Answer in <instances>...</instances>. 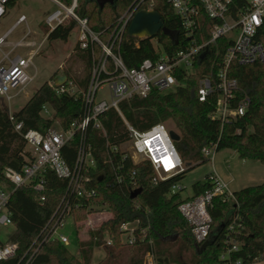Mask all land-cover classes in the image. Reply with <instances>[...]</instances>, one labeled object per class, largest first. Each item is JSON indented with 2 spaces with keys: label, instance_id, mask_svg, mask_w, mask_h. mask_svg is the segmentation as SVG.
<instances>
[{
  "label": "trees",
  "instance_id": "1",
  "mask_svg": "<svg viewBox=\"0 0 264 264\" xmlns=\"http://www.w3.org/2000/svg\"><path fill=\"white\" fill-rule=\"evenodd\" d=\"M16 1L9 0L7 8ZM134 1L116 0L113 4L106 3L100 9L95 1L80 0L76 12L87 17L90 28L106 41L118 17ZM247 5L248 0H232L233 11ZM147 6L142 1L140 9ZM152 8L160 14L163 22L156 36L148 38L128 35V24L120 40L118 51L129 68L139 67L145 58L156 56L154 40L168 53L187 46L191 40V37L184 34L180 20L167 0H153ZM200 19L201 27L195 36L198 42H203L209 39V28L214 20L205 14ZM40 24L43 32L48 33L47 43L54 40L66 41L76 27V23L69 18L51 31H48L44 23ZM256 38L264 45V20ZM232 42L233 36L227 34L204 48L196 57L191 74L184 79L182 72L177 74L183 82L175 89L160 92L154 88L146 97H133L120 102L123 116L138 130H147L156 123L174 125V128L165 126L177 131L180 136L173 143L184 162L182 172L153 183L154 170L150 162L143 160L134 164L127 156L122 171H136L135 186L128 188L125 184L107 185L106 180L111 177L112 169L109 165L101 164L104 136L100 130L89 126L88 138L97 159L96 167L90 171L92 185L98 193L92 202L100 208L107 205L110 214L108 219L102 221L100 228L90 234V238L79 242V256L71 253L58 239H43L47 234L43 229L66 189L65 180L47 171L44 174L46 189L43 202L39 201V194L30 187L21 186L12 191L8 211L14 230L8 242L16 243L17 249L14 255L0 260V264H25L35 246H38V250L26 264H91L93 249L99 246V242L93 240V235L97 233L100 236L106 229L114 233L115 241L112 246H104L105 257L98 264H143L148 251L154 254L156 264H247L264 259V181L233 191L234 202L214 196L208 208L211 215L210 233L201 243L195 241L191 227L178 206L182 201L212 189L210 173L192 184L191 196H183L181 191L170 192L172 184L180 182L188 169L208 160L201 150L212 143L216 144V151L231 149L241 159L255 160L264 165V63L232 62L228 67V76L237 80L236 99H248V106L242 116L221 124L209 116L214 109L216 95H209L205 101L198 99L200 78L218 70L222 55ZM93 48L97 56L100 49L97 46ZM74 50L83 62L84 72L81 76H72L66 70L65 77L76 83V94L57 93L55 86L44 81L20 109L11 112L12 119L7 110L0 108V184L8 189H12V185L3 179V169H20L28 162L24 131H45L53 123L66 128L82 116V91L90 79L92 50L80 49L77 43ZM43 107L49 112H44ZM101 122L111 144L119 145L128 140L124 122L114 109L106 110L101 116ZM17 123H21L20 130L15 129ZM76 146L77 140L73 139L62 148V154L69 164L74 161ZM100 176L102 179L97 180ZM138 188L140 193L131 198L133 190ZM86 215L85 208L72 210L73 221L75 216L77 219H84ZM233 215L237 217V222L236 231L231 233L227 230V224ZM136 218L140 219V226L143 227V240L122 244L118 236L119 225ZM230 237L238 242L236 250H229ZM34 240L36 243L31 247ZM2 244L0 241V245ZM225 252L226 255L222 256Z\"/></svg>",
  "mask_w": 264,
  "mask_h": 264
},
{
  "label": "built area",
  "instance_id": "2",
  "mask_svg": "<svg viewBox=\"0 0 264 264\" xmlns=\"http://www.w3.org/2000/svg\"><path fill=\"white\" fill-rule=\"evenodd\" d=\"M8 1L0 0V19L6 13ZM49 1L56 6V9L43 19L48 31L53 30L66 19H72L76 23L78 47L80 49L91 48L92 50L90 79L82 91V116L71 122L66 128L58 125L59 129H54L52 126L45 131L28 129L23 132L29 158L28 162H25L20 169L5 167L2 171L3 179L12 185V189L0 184V226L12 224L8 202L12 191L17 187H30L39 194L40 202L45 200L46 180L44 174L51 171L58 178L66 181V189L60 203L43 229L47 231L43 239L54 238L64 245H68L69 238L61 229L66 222V217L72 216L73 209L85 208L88 217L97 213L93 220L87 217V225H91L92 222L101 224L109 217L108 214L103 213L106 212L105 207L100 209L92 202L98 193L92 185L93 177L90 171L96 167L97 159L88 138V127L100 130L104 136L103 149L100 153L101 164L109 165L112 169L111 177L106 180L107 185L125 184L128 188L135 186L136 171L129 172L127 170L126 173L122 171L125 166L123 162L127 156L134 164L143 162V160L150 162L154 170L153 183L167 180L182 172L184 162L174 146L169 129L163 123H156L147 130H138L123 116L119 106L120 102L133 97H146L154 88L160 92L175 89L182 84L187 75L194 71V61L204 51V48L214 43L218 38L229 34L233 36V42L224 51L218 70L205 74L199 80L198 99L205 101L209 95H216L214 109L209 116L211 119L220 121L221 124L242 116L248 106V99L247 97L236 99L237 80L228 76V67L232 62L238 64L264 63V45L256 38L257 31L264 20V0H248L247 7L237 8L234 11L232 10V0H167L179 18L184 34L191 37V40L187 46L170 53L165 52L163 47L154 40L156 56L145 58L139 67L135 68L125 65L118 51L119 43L133 15L141 9L153 10V0H135L118 17L106 41L102 40L99 34L90 28L87 17L80 16L76 12L80 0ZM142 1L148 6L140 9ZM202 14L214 22L209 28V39L198 42L195 33L201 27L200 17ZM26 21V15L20 14L13 27ZM29 34L30 29L27 28L23 38L17 41L14 46H29L32 54L26 57L18 55L9 57L8 54H5L3 60H7L8 63L6 65L0 63V95L8 101L12 98V90L21 91L34 79L35 75L29 73V69L33 66L34 57L41 49L48 33H43L44 37L39 43L25 41ZM2 40L3 37L0 38V42ZM94 46L100 49L97 56L94 53ZM179 72H182L183 79L178 78ZM50 84L55 86L57 93L74 95L78 90L76 83L66 77L61 81L57 80L55 84ZM104 84L109 87L111 96L109 102L96 100L97 91ZM110 108L114 109L122 118L128 136V140L119 145L109 142L101 122L102 114ZM43 110L48 113L46 107H43ZM9 114L12 119L11 112ZM15 129L20 130L21 123H17ZM73 139L77 140L76 155L74 161L69 164L62 154V148ZM127 143L130 144V151L122 148V145ZM215 147L214 143L203 147L202 154L208 160H212L216 151ZM209 178L213 183L210 191L182 201L178 206L181 215L190 225L197 243L205 241L209 236L211 215L208 208L212 198L220 196L224 201H235L233 191L225 181L221 180L214 172L210 173ZM182 190L180 182L173 183L170 188L171 193ZM100 214H105L106 217L100 219ZM236 222L237 217L233 215L227 224L228 232L236 231ZM140 223V219L136 218L124 221L119 225L118 236L122 244H133L138 240H143L144 231ZM93 240L98 241L102 246H112L115 235L106 229L100 236L94 233ZM229 242L231 244L229 250H236L238 247L236 239L230 237ZM34 243L36 240L31 247ZM16 249L17 244L13 242L7 241L0 245V260L14 255ZM37 250L38 246H35L29 253L25 264ZM75 255H80L79 250ZM143 261V264H156L151 251L146 252Z\"/></svg>",
  "mask_w": 264,
  "mask_h": 264
},
{
  "label": "rangeland",
  "instance_id": "3",
  "mask_svg": "<svg viewBox=\"0 0 264 264\" xmlns=\"http://www.w3.org/2000/svg\"><path fill=\"white\" fill-rule=\"evenodd\" d=\"M55 9L56 6L49 0H17L14 5L7 8L5 15L0 19V31L2 29L7 30L9 27H11L12 23L20 14H25L27 21L17 25L15 30L6 38V40L11 39L15 34L27 32V28H29L31 32L37 34L38 38L42 39L44 37V32L40 23H43L45 16ZM76 40L77 30L74 29L66 41L54 40L50 41L49 43H47V40L44 41L39 53L36 55L41 61L39 62L37 61L38 59H34V63L38 67L37 76L23 90H12L11 94H14V96L11 98V100L8 101L4 96L0 95V108L7 110L8 112H13L20 109L31 93L35 91L42 82L48 81L49 83L55 84L59 77L63 75L65 76L66 70H68L72 76H81L84 72V66L82 60L77 55L78 52L74 50ZM21 49L23 50V48ZM7 63V60L2 62L3 65H6ZM33 71V68L29 69V73H33ZM54 72L55 75L53 76ZM96 100H106L107 102L111 100L109 87L107 84H104L97 91ZM164 125L174 128L172 123H165ZM53 128L59 129L56 123H53ZM122 148L130 151L131 147L130 144L127 143L122 145ZM233 154L234 151L231 149H221L214 152V157L212 160L204 161L188 169L180 181V184L183 187V190L181 191L182 195L191 196L192 184L195 181L203 179L206 174L211 172H216L217 174L219 173L221 176H228L229 172L240 174V176L238 175V183H232L229 185L230 190L240 188V181L243 177L241 173L242 169L238 170L234 168L235 165H238V163L235 161V158L237 157ZM231 156H233L234 160L231 159ZM228 165H230L229 169L227 167ZM249 170V173L255 177L254 181L259 182L262 180V177H264V165H259V167H254L253 169ZM223 181L228 182L224 179ZM103 207L106 209V212L103 213L110 215L107 205L104 204ZM96 214L97 213H93L89 217L86 215L84 219H77L75 216L74 221L72 216L66 217V222L61 231L69 238V243L66 246L71 253L76 254V252L79 250V242L81 240H87L90 238V234L96 232L95 228H100V224L98 223L92 222L91 225H87L86 223L88 218L93 220V217ZM105 214H100L99 218H105ZM92 226H94V228H92ZM13 230L14 226L12 224L0 226V241L3 243L7 242ZM104 257V246L99 245L95 247L92 253L91 264H98L99 261Z\"/></svg>",
  "mask_w": 264,
  "mask_h": 264
},
{
  "label": "crops",
  "instance_id": "4",
  "mask_svg": "<svg viewBox=\"0 0 264 264\" xmlns=\"http://www.w3.org/2000/svg\"><path fill=\"white\" fill-rule=\"evenodd\" d=\"M18 18V17H17ZM17 20V19H16ZM15 20V21H16ZM14 21V22H15ZM14 22L12 23L11 27H9L7 30H4L2 29L0 31V38L3 37V40L0 42V63L2 64V62L4 61L3 60V57L5 54H8L9 57H14V56H22V57H26L30 54H32V51H31V47L29 46H14V44L19 41L20 39L23 38L25 32H22L20 34H15L13 35V37L9 40H6V38L15 30L16 27H13V24ZM21 24V23H20ZM43 36V35H42ZM43 39V38H42ZM42 39L38 38L37 34H35L34 32H31L30 30V34L25 38V41H37V43H39ZM46 41V40H45ZM46 45V44H45ZM44 45V47H45ZM23 48V50L21 49ZM21 50V51H20ZM40 51V50H39ZM38 51V53H39ZM37 53V54H38ZM36 54V55H37ZM35 55L34 59H38L37 56ZM43 58V57H42ZM37 61H41V60H37ZM31 68H33V75L34 78L37 76V70H38V67L35 65L34 61H33V66H31ZM34 80V79H33ZM32 80V81H33ZM14 96V94L12 95V97ZM234 151V150H233ZM234 156H236L237 158H235V161L236 163H238V165H235V169H242L241 170V173L243 175L241 181H240V188H243L245 186H250L251 184L252 185H255V184H259L261 183L262 181H264V177H262V180L257 182V181H254L255 180V177L252 176V174L249 173V169H253L254 167L257 168L259 167V165H263L261 164L260 162L258 161H255V160H248V159H241L238 157L237 153L234 151ZM231 159L234 160L233 156H231ZM238 166V167H237ZM228 169L230 168V165L227 166ZM252 171V170H251ZM264 173V172H263ZM215 174L221 179V180H226L228 182H226L228 184V186L232 183H238V175L240 176V174H235V173H228V176H224V175H220L219 173L217 174L215 172ZM234 175V176H233ZM262 175V174H261ZM264 176V175H263ZM253 177V178H252ZM223 178V179H222ZM238 188V189H240ZM238 189H234L232 191H236ZM263 229H264V225H263ZM247 264H264V259H261V260H256V261H253L251 263H247Z\"/></svg>",
  "mask_w": 264,
  "mask_h": 264
},
{
  "label": "water",
  "instance_id": "5",
  "mask_svg": "<svg viewBox=\"0 0 264 264\" xmlns=\"http://www.w3.org/2000/svg\"><path fill=\"white\" fill-rule=\"evenodd\" d=\"M95 1L101 9L106 3L113 4L116 0H90ZM163 22L160 14L155 10H138L131 18L127 34L131 36L148 37L156 36L158 31L162 28ZM65 79V76L58 78V81ZM170 137L176 141L180 138L179 134L173 130H169ZM102 176L98 177L101 180ZM140 193V189H135L131 193V198L136 197Z\"/></svg>",
  "mask_w": 264,
  "mask_h": 264
}]
</instances>
